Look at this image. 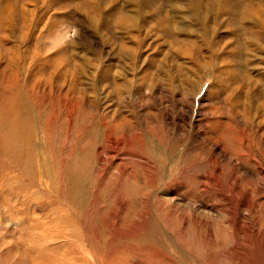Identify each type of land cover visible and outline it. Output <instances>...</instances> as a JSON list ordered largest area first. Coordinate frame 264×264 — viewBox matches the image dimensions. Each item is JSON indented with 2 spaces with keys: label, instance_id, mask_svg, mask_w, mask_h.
Masks as SVG:
<instances>
[{
  "label": "rangeland",
  "instance_id": "1",
  "mask_svg": "<svg viewBox=\"0 0 264 264\" xmlns=\"http://www.w3.org/2000/svg\"><path fill=\"white\" fill-rule=\"evenodd\" d=\"M197 2L0 0V264H264V0Z\"/></svg>",
  "mask_w": 264,
  "mask_h": 264
},
{
  "label": "bare ground",
  "instance_id": "2",
  "mask_svg": "<svg viewBox=\"0 0 264 264\" xmlns=\"http://www.w3.org/2000/svg\"><path fill=\"white\" fill-rule=\"evenodd\" d=\"M128 1H133V3L134 2H136V0H128ZM197 1H199V0H197ZM197 1H195V0H189V2H190V4L191 5H188V7H189V9L190 10H188V9H185L186 11H189L190 12V14H189V19L192 21H195L196 23H199L203 18H205V19H208V18H210V16H209V14H201V12L200 11H198L199 10V8H197V5H196V2ZM246 0H241V2H245ZM193 2V3H192ZM210 2V1H209ZM227 2H228V0H227ZM132 3V2H131ZM139 3V2H138ZM198 3V2H197ZM212 3V2H211ZM210 4V3H209ZM137 5V4H136ZM159 5V4H158ZM169 5L171 6V7H174V6H177L175 3H169ZM205 6H208V5H205ZM212 6V5H211ZM211 6H210V9H212L213 8V6H212V8H211ZM202 7V6H201ZM227 7V6H226ZM180 8V7H179ZM207 8L208 7H206V10H207ZM217 8V7H216ZM2 9V7H0V10ZM176 9V8H175ZM218 9V8H217ZM223 9V8H222ZM213 10H215V7H214V9ZM212 10V11H213ZM223 11V10H222ZM6 12H7V10H6ZM138 12V11H137ZM207 12H209V11H207ZM217 12H221V10H217ZM216 11H214V12H212V13H217ZM256 12V11H255ZM161 13V12H160ZM7 14V13H6ZM134 15V14H133ZM135 15H136V13H135ZM217 15V14H216ZM137 16V15H136ZM175 16V15H174ZM174 16H172L171 15V17H169V18H167V19H170L171 20V22H172V20H173V22L172 23H174V22H176L175 21V18H174ZM177 16V15H176ZM212 16V15H211ZM8 17V16H7ZM128 17V16H127ZM214 17V16H213ZM256 17H257V14H256ZM124 18V17H123ZM132 18V17H131ZM135 18V17H134ZM178 18V17H177ZM215 18V17H214ZM247 18H249V17H247ZM9 19V18H8ZM7 19V20H8ZM167 19H165V21H167ZM204 19V23L206 22V20ZM211 19V18H210ZM2 20H4V19H2ZM1 19H0V22L2 21ZM6 20V19H5ZM135 20V19H134ZM259 20V19H258ZM120 21V20H119ZM131 21V20H130ZM6 22V21H5ZM135 23H136V20L134 21ZM170 21H169V23H171ZM203 22V21H202ZM127 23H128V21H127ZM162 24V23H161ZM164 24V23H163ZM201 24V23H200ZM208 24V23H207ZM172 25V24H171ZM198 25V24H197ZM202 25H204V24H202ZM200 26V25H199ZM137 27V26H136ZM169 27V26H168ZM204 27V26H203ZM173 28H174V26H171V29L173 30ZM178 28V27H177ZM181 29V28H180ZM202 30V29H201ZM206 30V29H205ZM236 30V29H235ZM199 31V30H198ZM203 32H204V30H202ZM201 31V32H202ZM170 32H172V31H170ZM175 32V31H174ZM206 32H207V30H206ZM235 32V31H234ZM176 33V32H175ZM203 34V33H202ZM202 36V35H201ZM204 37V36H203ZM202 37V38H203ZM207 37V36H206ZM240 37V36H239ZM188 42V41H187ZM189 43V42H188ZM188 45V44H187ZM245 45V44H244ZM244 45H238V48L240 49L241 48V50L242 51H244V49H242V47H246V46H244ZM213 49V48H212ZM246 61V57H244V55L242 54V59H241V62L242 63H244ZM242 73V72H241ZM13 113H14V111H13ZM0 119H2V117H0ZM107 120V119H106ZM8 123V126H7V128H6V130H4L2 133H1V136L4 138V139H6V138H8L9 139V148H11V149H17V148H19L20 147V145H19V143H23L22 141H23V136H20V131L21 130H23L22 129V123H19V120H18V117H17V114L16 113H14V117H13V120H10V121H8L7 122ZM2 124V123H1ZM4 127V126H3ZM30 131H31V129H30ZM24 133V132H23ZM27 134V133H26ZM28 135H30V134H28ZM27 138V137H26ZM4 141V140H3ZM7 143V144H8ZM8 146V145H7ZM6 146V147H7ZM11 151V150H10ZM13 151V150H12ZM4 152H6V151H4ZM17 153V151H14V153ZM10 153V152H9ZM12 153V152H11ZM15 155V154H14Z\"/></svg>",
  "mask_w": 264,
  "mask_h": 264
}]
</instances>
